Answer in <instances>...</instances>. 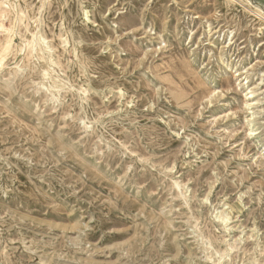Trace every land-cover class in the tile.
<instances>
[{
  "label": "rangeland",
  "instance_id": "1",
  "mask_svg": "<svg viewBox=\"0 0 264 264\" xmlns=\"http://www.w3.org/2000/svg\"><path fill=\"white\" fill-rule=\"evenodd\" d=\"M33 1L60 54L50 91L0 0V264H264V0Z\"/></svg>",
  "mask_w": 264,
  "mask_h": 264
},
{
  "label": "bare ground",
  "instance_id": "2",
  "mask_svg": "<svg viewBox=\"0 0 264 264\" xmlns=\"http://www.w3.org/2000/svg\"><path fill=\"white\" fill-rule=\"evenodd\" d=\"M1 1L3 4L7 5V7L9 8V10L4 15V17H7L9 13H12L11 14V20H12L11 26H16V23L18 20H20V24H22V28L19 30V33H20V37L22 38L21 40L24 42L20 46L18 51L21 52L23 49L24 50L26 49L24 53L25 65L29 67L31 74H34L35 72L38 73L37 77L40 79V81H38L37 84H41L46 89L52 91L55 88H53L50 84H47V79H45V77L49 76V73L51 71L53 72L54 69L51 67V65H56V62H57L54 55H56V53L60 54V52L59 51L54 52L52 49L53 46L49 44V42L46 40V36L43 33L42 21H41L40 16L33 15L31 17H28V14L25 13V11L27 12L28 10L33 9V5L35 1L32 0L31 2L28 1L27 3L26 0L24 1L18 0V3H16L18 7H16V4L11 0H1ZM45 1L46 0H38L39 5L37 7L39 10L44 7ZM26 16L29 18V21L26 23L21 22V20ZM83 16H84L83 17L84 19L88 20L86 10L83 12ZM0 29H3V26L1 23H0ZM13 29L9 31L7 30L8 34L6 36L5 43L4 45L0 46V63L7 55H9L11 51L13 38L16 37V32ZM66 44H68V42ZM81 67H84V65H82ZM187 206L189 208V205ZM174 246H178V244ZM169 254L167 253V255Z\"/></svg>",
  "mask_w": 264,
  "mask_h": 264
}]
</instances>
